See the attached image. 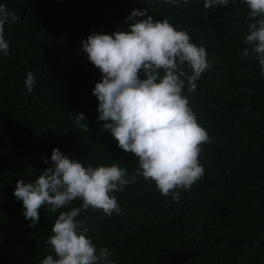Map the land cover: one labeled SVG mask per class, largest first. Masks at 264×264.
Returning <instances> with one entry per match:
<instances>
[{
    "label": "trees",
    "instance_id": "1",
    "mask_svg": "<svg viewBox=\"0 0 264 264\" xmlns=\"http://www.w3.org/2000/svg\"><path fill=\"white\" fill-rule=\"evenodd\" d=\"M0 4L20 17L5 26L9 54L0 53V264L55 258L46 244L55 219L82 203L75 200L56 213L42 206L39 223L29 227L13 192L17 180L33 182L52 165L54 148L85 167L118 164L128 177L138 170V158L119 148L97 121L92 90L101 73L81 45L92 32L128 31L125 21L134 9L186 30L214 61L195 92L187 84L184 89L198 123L213 138L201 145L204 176L190 191L181 190L179 202L140 177L113 193L122 214L89 208L76 219L97 250H111L114 264H264V76L243 42L254 21L242 0L211 11L203 0H189L187 7L164 0ZM28 71L36 77L30 94L24 85ZM77 113L85 115L88 133L76 126Z\"/></svg>",
    "mask_w": 264,
    "mask_h": 264
},
{
    "label": "clouds",
    "instance_id": "2",
    "mask_svg": "<svg viewBox=\"0 0 264 264\" xmlns=\"http://www.w3.org/2000/svg\"><path fill=\"white\" fill-rule=\"evenodd\" d=\"M165 3L188 6L189 0H164ZM236 3V0H231ZM250 21L244 43L258 59L264 76V0H242ZM206 10L228 6L230 0H203ZM136 17H144L137 21ZM20 17L0 4V53L9 54L5 26L18 23ZM131 21V23H128ZM128 31L111 34L92 32L81 41L87 59L98 68L101 79L95 83L92 95L98 100L97 121L107 130L125 153L138 158L139 168L127 176L118 164L85 167L78 160L64 155L59 148L51 154L52 165L44 169L33 182L17 180L13 192L22 201L29 227L39 223V209L56 213L71 202L80 200L79 207L61 211L55 219L46 244L55 254L47 255L41 264H114L111 250L86 238L88 229L78 217L89 208L105 215L122 214L115 192L143 177L152 181L163 196L179 202L181 190L190 191L204 176L199 156L201 145L211 144L184 95L197 89L201 75L212 68L207 50L191 42L186 30H177L167 19H154L148 10L134 9L127 17ZM249 56V49L243 51ZM186 66V67H185ZM141 73L144 78H141ZM36 77L26 73L27 93L34 90ZM250 91V90H248ZM76 126L89 131L83 113L74 115ZM47 164L48 160L45 159Z\"/></svg>",
    "mask_w": 264,
    "mask_h": 264
}]
</instances>
